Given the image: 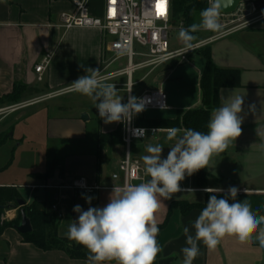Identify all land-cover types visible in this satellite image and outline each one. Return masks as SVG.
<instances>
[{
  "label": "crops",
  "instance_id": "1",
  "mask_svg": "<svg viewBox=\"0 0 264 264\" xmlns=\"http://www.w3.org/2000/svg\"><path fill=\"white\" fill-rule=\"evenodd\" d=\"M72 1L0 0V98L11 93L15 84L55 94L85 75V68L103 69L108 40L103 33L98 29L67 30L60 25V15L74 11ZM104 2L90 0L91 15L102 17ZM208 49L212 67L239 72L237 86H226L219 90L218 107L231 92L244 97L242 135L221 156L213 158L207 167L208 178L203 185L197 183L194 173L191 177H185L181 182L182 191L174 194L171 200L161 198L162 206L157 213L160 229L157 240L162 251L155 264H182L183 254L180 250L187 246L183 228L188 226L194 235L191 225L201 210L193 209L183 214L180 208L172 207V204L204 203L207 188H222L226 192L229 187L235 186L240 189L236 199L247 202L255 215H264V137L256 132V129L264 130V20L215 41ZM47 55L51 57L50 63L43 80L39 82L35 67ZM114 64L105 66L109 75L126 67L109 71ZM206 68V58L196 52L183 64H166L155 71L148 68L135 71L131 77L132 96L162 91L169 106L165 111H147L136 118V125L153 129L147 125L151 121L174 120L178 111L203 107L201 84ZM112 78L122 82L127 76ZM252 104L256 107L255 113L249 111ZM63 109L68 113L46 118L44 140L53 144L54 153L61 156L60 162L53 164L51 177L48 180L37 177L47 170L31 172L28 177L38 182H4L0 183V187L17 188L26 205L34 201L42 202L50 212L53 205H58L61 219L57 233L60 238L68 240V226L78 215L73 207L80 205L87 210L90 206L84 196L93 197L92 207L105 206L114 185H124L119 169L127 158L139 163L142 168L143 180L134 184L146 182L150 177L144 171L142 157L148 154V145H162V156L166 157L175 141L167 140V129H159L144 139L133 140L129 149L122 141L101 147L99 134L116 131L122 122L106 124L95 106L90 107L86 103L60 106V110ZM83 113L89 116L87 121L81 118ZM114 174H119L117 180L113 179ZM80 177L99 189L93 193L72 189L73 182ZM21 189L30 190L29 195H23ZM39 189L44 193L35 198L34 194ZM244 189H247V193ZM217 195L220 198L224 193ZM18 215V208L5 211L4 222H14ZM198 246L200 255L193 264H264V247L255 238L252 243L241 244L235 237L226 236L214 250L207 249L202 242ZM0 264H87V260L71 259L63 251H43L25 243L15 227H10L0 235ZM105 264H115V261Z\"/></svg>",
  "mask_w": 264,
  "mask_h": 264
},
{
  "label": "clouds",
  "instance_id": "2",
  "mask_svg": "<svg viewBox=\"0 0 264 264\" xmlns=\"http://www.w3.org/2000/svg\"><path fill=\"white\" fill-rule=\"evenodd\" d=\"M231 4L232 0H208V6L199 12L198 23L179 28L178 36L183 42L179 54L196 49L195 33H221L222 8ZM84 71L86 74L70 83L66 91L90 97L106 124L127 121L131 114L144 110L143 100L135 96H129L128 102L122 103L123 97L118 95L115 84L107 82L99 69L89 67ZM243 104L242 95L231 92L224 97L223 104L213 109L206 133L192 128H168L166 138L175 142L167 156H162L164 147L157 144L148 145V154L142 157L144 171L150 179L139 184L114 185L109 202L103 207H92L91 196H84L90 205L87 210L80 205L73 207L78 215L69 224L66 236L70 242L88 250L87 264L112 261L115 264H155L162 251L157 240L161 198L171 200L182 191L181 182L186 176L206 169L214 157L221 156L242 135ZM249 111L255 113L254 104L249 105ZM256 132L264 137V130L256 129ZM205 191L210 195L191 225L194 235L188 226L183 228L187 246L180 250L182 264H193L200 255V242L214 250L226 236L235 237L241 244L252 243L255 238L264 247V215H255L247 202L236 199L239 188L231 186L226 192L222 188ZM244 192L247 193V189ZM219 193L224 195L218 198Z\"/></svg>",
  "mask_w": 264,
  "mask_h": 264
},
{
  "label": "built area",
  "instance_id": "3",
  "mask_svg": "<svg viewBox=\"0 0 264 264\" xmlns=\"http://www.w3.org/2000/svg\"><path fill=\"white\" fill-rule=\"evenodd\" d=\"M74 11L64 12L60 15V25L69 30L73 28L98 29L107 42L105 44V55L108 58L107 64L111 65L117 60L127 58L124 69L113 73L111 76L126 75L128 78V102L132 96L131 77L137 70L148 68L151 71L166 64H183L188 62L189 56L205 49L215 41L226 37L234 32L247 29L264 20V0L258 2L241 3L237 11L233 14H221L222 32L217 36L208 37L202 41L194 42L197 47L194 51H189L182 55L179 50L170 44V31L172 28L179 29L184 26L183 22H175L172 16V0L167 4L166 14L158 15L157 0H105L104 13L102 17H95L89 12L90 0H73ZM175 58H172V57ZM51 57L45 56L35 67L38 81L43 80V75L47 71ZM138 60V61H137ZM129 90H131L129 92ZM64 91L51 94L54 95ZM144 102V110L140 113L131 114L127 121L122 122V142L129 149L133 140L144 139L149 133L154 134L156 129L138 127L136 118L144 115L147 111H165L169 109L167 97L162 91H150L140 95ZM46 100L34 99L27 103H17L8 106H0V116H5L17 112L29 105H34ZM123 174L124 184H134L142 181V168L139 163L132 162L127 158L120 166ZM119 174H114L113 179L117 180ZM72 189L93 193L99 187H92L88 181L80 177L76 179ZM52 213L61 219V211L58 205H53ZM1 221L4 217L1 215Z\"/></svg>",
  "mask_w": 264,
  "mask_h": 264
},
{
  "label": "trees",
  "instance_id": "4",
  "mask_svg": "<svg viewBox=\"0 0 264 264\" xmlns=\"http://www.w3.org/2000/svg\"><path fill=\"white\" fill-rule=\"evenodd\" d=\"M208 6V0H172V16L175 22H183L185 27L198 23L199 12ZM195 10V11H193ZM207 60V68L202 78L203 107L187 111H178L174 120H155L148 123V128L168 129L172 127L184 129L192 128L197 131L207 132V124L210 119V112L219 106V90L226 86H237L239 72L229 71L212 67L210 50L207 48L199 51ZM43 91L29 88L22 84H15L13 91L0 98V106H8L23 102L24 98L38 95ZM122 125L109 134H99V145L118 144L122 141ZM9 138V133L0 141V147ZM54 170L52 164L44 174L38 175L42 180H48ZM208 178L207 168L195 173V180L203 185ZM207 193L205 202L201 204H189L186 202L174 203L172 207H178L183 214L193 209L202 210L209 199ZM19 199H23L19 190L14 187H0V206L16 205ZM18 207V206H17ZM27 217L31 221L32 232L22 235L25 243L35 245L43 251H63L71 259L87 260L88 250L81 245L60 238L57 233L60 219L50 212L45 203L34 201L23 207ZM4 210H1V214ZM20 213L14 222H4L0 227V235L3 230L19 225ZM71 244V246H69Z\"/></svg>",
  "mask_w": 264,
  "mask_h": 264
},
{
  "label": "rangeland",
  "instance_id": "5",
  "mask_svg": "<svg viewBox=\"0 0 264 264\" xmlns=\"http://www.w3.org/2000/svg\"><path fill=\"white\" fill-rule=\"evenodd\" d=\"M178 32L179 29L177 28H172L170 31V44L173 48L183 47V42L179 39ZM219 34L200 31L195 33L197 41L194 42ZM107 61L108 58L105 57L101 75L106 78L107 82L115 84L118 95L123 97L122 103H125L128 97V78H125L122 82L119 81L120 79L115 80L112 78L105 70ZM126 64L127 58L119 59L109 71L125 67ZM134 78H136V75H134ZM121 83L124 85H121ZM50 95L44 91L38 95L26 97L21 103H27L34 99L45 98L47 100L26 106L15 113L6 115V117L0 116V141L9 133V138L0 147V183L38 182L31 180L28 174L46 171L52 164L61 160V156L54 153L53 144L50 142L46 143L44 140L46 118L53 114H67L68 112H65L64 109L60 110V106L70 107L81 103L89 104L90 107L95 106L94 101L90 97L74 91H66L49 98ZM21 191L25 196L30 193V190L27 189H21ZM43 193L44 191L39 189L34 194V197H40ZM4 213L5 211H3L2 216Z\"/></svg>",
  "mask_w": 264,
  "mask_h": 264
},
{
  "label": "water",
  "instance_id": "6",
  "mask_svg": "<svg viewBox=\"0 0 264 264\" xmlns=\"http://www.w3.org/2000/svg\"><path fill=\"white\" fill-rule=\"evenodd\" d=\"M260 0H232V4L227 7V8H222V13L221 14H224V15H229V14H233L237 11L239 5L241 3H244V2H258ZM81 118L84 120V121H87L89 119V116L86 114V113H83L81 115ZM26 205V202L24 199H19L17 201V206L16 205H8L6 207H1L0 206V227L2 225V221H1V210H4V211H10V210H14V209H19V213H20V216H21V221L19 223V225L15 226V229L21 234V235H24V234H28V233H31L32 232V225H31V221L30 219L27 217L23 207Z\"/></svg>",
  "mask_w": 264,
  "mask_h": 264
},
{
  "label": "snow or ice",
  "instance_id": "7",
  "mask_svg": "<svg viewBox=\"0 0 264 264\" xmlns=\"http://www.w3.org/2000/svg\"><path fill=\"white\" fill-rule=\"evenodd\" d=\"M167 0H157L156 9L158 15L166 14L167 10Z\"/></svg>",
  "mask_w": 264,
  "mask_h": 264
}]
</instances>
